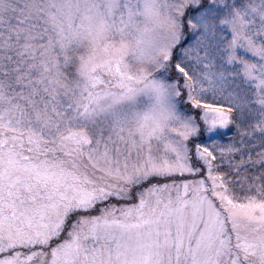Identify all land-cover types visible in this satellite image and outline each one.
<instances>
[{
    "label": "snow or ice",
    "instance_id": "6c2138e0",
    "mask_svg": "<svg viewBox=\"0 0 264 264\" xmlns=\"http://www.w3.org/2000/svg\"><path fill=\"white\" fill-rule=\"evenodd\" d=\"M0 264H264V0H0Z\"/></svg>",
    "mask_w": 264,
    "mask_h": 264
}]
</instances>
